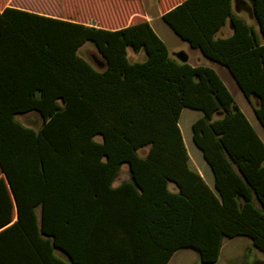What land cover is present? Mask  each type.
Masks as SVG:
<instances>
[{"label":"trees","instance_id":"trees-1","mask_svg":"<svg viewBox=\"0 0 264 264\" xmlns=\"http://www.w3.org/2000/svg\"><path fill=\"white\" fill-rule=\"evenodd\" d=\"M248 1L262 38L233 12L231 0H182L163 18L183 40L235 72L239 52L264 50V0ZM228 20L233 34L216 37ZM88 40L99 54L95 64L78 52ZM129 48L144 50L145 59L131 61ZM241 86L250 96L253 89ZM256 92L264 124V92ZM184 107L203 111L192 123L193 140L214 172V189L189 165L179 126ZM31 112L40 118L38 127L19 119ZM125 163L131 179L114 187ZM0 167V264H84L78 231L107 232L110 224L124 225L126 216L140 221L162 255L160 264L183 247L213 264L224 239L238 235L264 252L263 141L216 71L171 58L139 16L111 28L0 9ZM139 242L94 251L120 260L130 248L140 253Z\"/></svg>","mask_w":264,"mask_h":264},{"label":"crops","instance_id":"crops-1","mask_svg":"<svg viewBox=\"0 0 264 264\" xmlns=\"http://www.w3.org/2000/svg\"><path fill=\"white\" fill-rule=\"evenodd\" d=\"M141 5V11L139 13H136L135 15H126V21H129V23H132L134 18L136 16H139L140 19H147L154 29V31L158 34V36L166 43L167 47L168 44L164 40V38L159 34V32L154 27L153 21L155 20H162L165 24H167L172 30L173 28L169 25V23L163 18V14L174 7L176 4L180 3L182 0H157L156 5L157 10L156 14L152 13V10H149V4L146 0H139ZM130 3V1H127V4ZM162 4V6H160ZM232 9L233 12L237 15L242 17L248 24L254 26L256 28L255 35L258 34L262 38L261 32L258 29L257 22L255 21L253 11L251 4L248 0H231ZM0 9H2L5 6H12L17 7L20 9H24L27 11H32L36 13H40L43 15L53 16L61 19H67L77 22H84L86 24L90 25H97L94 24L93 21H83L79 20L77 18H74L72 16H68L69 14L75 15L79 13L80 10V3L79 0H1ZM159 6V7H158ZM135 16V17H134ZM128 23V24H129ZM174 31V30H173ZM175 32V31H174ZM234 32V28L230 20H228L216 33V37H228L232 35ZM175 34H177L175 32ZM249 34L244 35L247 38L251 36ZM178 35V34H177ZM179 36V35H178ZM254 36V35H252ZM180 37V36H179ZM181 38V37H180ZM182 39V38H181ZM183 40V39H182ZM186 41V40H184ZM187 42V41H186ZM264 39L260 40V43H263ZM189 44V42H187ZM93 45L94 49H97L95 44L88 40L84 44H82L78 50L79 54L82 55L80 52L86 45ZM246 49V50H245ZM242 52H239L233 57L234 67L236 69V73L230 69L229 66L224 64L223 62H220L218 60L212 59L205 54L202 53V51L197 48L193 47L189 44V47L187 50H180L179 52H176V55H171L170 49L168 47L169 55L171 58L177 60V61H184L186 60L188 63H190L193 66L197 65H204L209 66L213 68L216 73L221 78L222 82L225 84V86L228 88L230 93L233 95L236 104L239 106V108L243 111L246 118L258 134V136L261 138V140L264 143V124L261 122L259 116L256 113V108H259L262 106V99L258 92L256 90H260L264 92V56H261L259 53L264 54L263 51H255L258 53H253L252 49L257 50L256 47H246ZM142 51V50H140ZM139 51V52H140ZM135 52V51H134ZM138 53V52H135ZM83 56V55H82ZM136 60H142L141 58H138L137 55L134 56ZM134 60V61H136ZM246 85L247 87H250L252 92H250V96H247L242 89L241 85ZM236 95H242L245 100V107L241 106L237 100ZM185 108L190 107H184L182 109L181 115ZM194 109V108H192ZM199 110V109H196ZM200 113H198L195 118L191 121V127L192 123L201 117L203 115V111L199 110ZM180 115V118H181ZM29 117H36V120H33ZM179 118V122H180ZM19 119L30 126H32L35 122L39 124V117L36 114L33 113H27L24 115L19 116ZM30 120V121H29ZM37 124V125H38ZM180 126V124H179ZM38 127V126H37ZM181 128V127H180ZM182 131V128H181ZM183 135V134H182ZM193 135V130H192ZM184 139V137H183ZM185 142V140H184ZM186 146V143H185ZM187 148V147H186ZM201 150V149H200ZM189 155V165L192 169L198 171L200 175L203 177L205 182L214 189L215 184V176L214 172L208 163V161L205 159L204 154L202 153V158L197 157L195 154L194 157L191 156V154L188 151ZM126 164V163H125ZM122 166L115 177L112 185L114 187L119 186L125 181H128L131 179L130 176V170L127 176H123L121 173ZM4 176V172L2 171L0 167V180ZM171 183L174 185V187L171 185ZM168 187L171 191H177L178 187L175 182L170 181L168 184ZM46 195V194H45ZM13 221L16 220L17 216V209L15 205V199L13 198ZM35 213L37 215V218L39 222L42 220L43 216V205L39 204L35 206ZM48 212L51 211L49 207L46 208ZM125 222L124 225H114L110 224L108 226L107 232H98L94 233L90 229L87 231H78L80 233L77 234V240H76V247H79V257L84 261V264H131L130 261H134V259H138L140 264H160L161 261V253L158 252L156 249L153 248V246L148 242L144 231L142 229V225L139 222L130 223L129 217L126 216L124 218ZM136 239H139V243L141 248V252L138 251L133 253V250L130 248L129 253L125 257H121L120 260L116 259H109L105 257L104 255L95 254L96 250L94 251V247L98 245H110L115 243H122L123 245H126L130 247V245L136 241ZM109 247V246H108ZM184 248H191V247H183L178 250H176L168 262L166 264H169L171 260L174 258V256L178 253L179 250ZM110 247L105 251L109 253ZM55 253L60 258L66 260L65 254L59 250L56 249Z\"/></svg>","mask_w":264,"mask_h":264},{"label":"rangeland","instance_id":"rangeland-1","mask_svg":"<svg viewBox=\"0 0 264 264\" xmlns=\"http://www.w3.org/2000/svg\"><path fill=\"white\" fill-rule=\"evenodd\" d=\"M79 0L80 10L78 14L72 16L83 21H93L94 24L116 28L129 23L125 21L129 11L137 12L139 10V2L137 0ZM149 4V10H152L153 14L157 13L156 2L157 0H146ZM162 6V4L160 5ZM159 7V6H158ZM133 16V15H132ZM154 27L159 34L167 42L171 55H176V52L180 50H187L189 44L182 40L175 32L162 20L158 19L153 21ZM85 58L95 64V58L99 55L97 49L93 48V45H86L80 52ZM135 55L142 60L145 59L146 54L144 50L135 53L131 48L128 49V57L131 61L136 60ZM237 102L245 107V100L242 95H236ZM36 114V112H31ZM200 113L199 110L192 108H185L181 118L180 127L182 128V134L192 157L202 158L200 148L193 140L191 121L195 116ZM20 116V115H19ZM220 113L215 114V118L220 117ZM39 117V116H38ZM36 120V117H29ZM40 120V118H39ZM30 121V120H29ZM35 122L32 126L37 127L39 124ZM101 140V136L95 137ZM148 147H144L139 150L140 154H144ZM122 175L125 177L129 173L128 164L122 165ZM174 187V185L171 183ZM169 264H206L200 259L199 253L194 248H184L178 251ZM213 264H264V252L260 251L253 244L252 239L247 235H238L233 238H226L223 241V245L219 254L218 260Z\"/></svg>","mask_w":264,"mask_h":264}]
</instances>
